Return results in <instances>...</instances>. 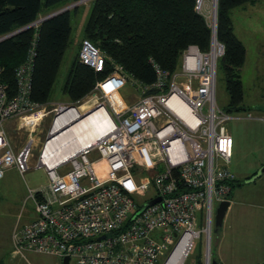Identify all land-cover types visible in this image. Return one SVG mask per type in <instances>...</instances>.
I'll return each instance as SVG.
<instances>
[{
    "label": "built area",
    "instance_id": "2783aa9c",
    "mask_svg": "<svg viewBox=\"0 0 264 264\" xmlns=\"http://www.w3.org/2000/svg\"><path fill=\"white\" fill-rule=\"evenodd\" d=\"M216 2L195 0V11L213 32L210 49L189 45L182 55L181 70L174 73L152 61L155 80L151 84L129 78L121 65L90 40L82 39L78 56L83 64L96 72L104 71L107 61L112 65L110 73L95 83L84 110L82 104L58 103L47 111L32 101L35 34L24 62L15 69L16 92L11 95L8 85L0 81V180L11 166L21 174L29 169L35 141L32 133L50 113L55 114L54 123L71 110L81 117L102 106L108 110L110 122L106 134L93 145L53 167L44 160V144L53 134L51 126L37 161L49 181L29 190L27 199L33 201L36 217L12 232L13 256L30 251L67 256L76 264H157L175 241L162 264H183L195 239L204 233L205 264H210L208 230L216 206L228 200L236 181L230 169L234 139L226 124L242 117L216 105L217 62L225 52L215 38ZM39 19L31 27L37 28L42 22ZM129 83L142 94L134 104L120 99L116 107L111 96L119 97ZM11 119H21L29 127L30 140L19 152L13 150L5 130ZM260 119L264 121V117ZM93 151L107 163L108 175L103 180L97 178L94 162L88 157ZM66 166L70 169L61 173ZM147 172H152L148 178ZM150 189L154 194L142 206L136 205L133 196ZM197 218L202 221L200 229L195 228ZM157 229L161 232L156 233ZM175 255L178 259H173Z\"/></svg>",
    "mask_w": 264,
    "mask_h": 264
},
{
    "label": "trees",
    "instance_id": "16d2710c",
    "mask_svg": "<svg viewBox=\"0 0 264 264\" xmlns=\"http://www.w3.org/2000/svg\"><path fill=\"white\" fill-rule=\"evenodd\" d=\"M78 1L0 0V81L8 85L11 95L16 92L15 69L24 62L38 34L31 99L41 105L51 102L70 43L71 15L77 13L81 4L42 21L37 28L31 25L40 17ZM257 1L261 0H218L217 3L216 37L225 48L218 69L229 95L225 111L233 115L248 111V108L244 104L241 79L246 49L234 31L231 12ZM91 2L82 39L90 40L121 65L129 78L151 84L155 80L152 61L174 73L189 45L209 50L211 30L205 18L195 11V0ZM111 70L112 65L107 61L104 71L96 72L80 61L77 51L62 87L65 101L81 105L95 83ZM259 264H264V260Z\"/></svg>",
    "mask_w": 264,
    "mask_h": 264
},
{
    "label": "rangeland",
    "instance_id": "374dc122",
    "mask_svg": "<svg viewBox=\"0 0 264 264\" xmlns=\"http://www.w3.org/2000/svg\"><path fill=\"white\" fill-rule=\"evenodd\" d=\"M217 3L218 0L216 5H218ZM91 5V0H88L85 4H81L79 6L76 14L72 13L71 15L70 43L51 96V101L55 105L58 103L71 104L70 102L65 101V97L62 94V87L73 63L75 54L79 49V44L82 40L83 26L90 13ZM234 17V27L236 28L237 36L246 49L245 63L241 70V79L243 82L245 96L244 104L248 108V111L240 113L239 115L242 116L241 118L230 120L226 125L235 142L234 155L231 159V167L235 172H241L238 176V187L245 184L244 186H249V194H254L259 191L264 192V173L254 181H250L249 179L250 177H253V175L264 165V121L260 119V117H264V112L254 109L255 106L264 105V0L247 4L242 8L240 7V9L235 12ZM215 23L217 33L216 20ZM212 40L214 41L213 32L211 31L210 47L212 46ZM178 70H181V62L179 63ZM120 94L126 100H133L139 94H142V91L132 90L130 87L126 86L121 89ZM215 96L217 107L220 110L225 111L229 95L227 93L223 74L220 69L217 70ZM86 99L87 97L84 98L82 105L85 104ZM111 101L114 105H118V100L114 95L111 96ZM92 102L93 100L88 102L87 105L92 104ZM99 102L103 103L101 100H99ZM46 110L50 111L49 109ZM248 113H251L253 117H245ZM50 114L51 115H49L43 123H40V125L36 127L34 133H32L35 141L31 147L32 155L29 161V169L24 174H21L15 166H11L6 169L4 172L5 175L0 180V264L62 263V258L55 255L30 251H24V256L12 255V232L17 227H24L36 217L34 212V203L32 200L27 199L29 190L42 188L46 186L49 181L44 168L37 167V161L41 147L48 136L55 117V114ZM19 121L22 122V120ZM18 125L19 123L17 125H15V123L8 124V135L10 137V141L12 145H16V147H20L22 145L26 146L30 140L29 131L26 127H20L18 129ZM88 157L92 162H94L93 168L97 178L99 180L105 179L108 175V166L106 161L100 158V154L97 151L91 152ZM69 169L70 166H66L59 171L62 173L68 171ZM151 173L147 172L145 174L146 178L150 177ZM83 184L87 185L88 182L84 180ZM152 194H154V191L150 189L145 194L134 195L133 198L136 205L142 206L146 199ZM227 217L228 215L226 218ZM197 219L198 223L195 228L200 229L201 226L199 218ZM225 222L227 221L225 220ZM212 225L208 251L210 258L212 245L211 237L214 244L216 239L220 238L227 230L226 223L224 225L222 224L220 227L214 226V223ZM155 232L160 233L161 229H157ZM174 244L175 241L169 245L168 250L164 251L163 254L159 256L157 264H162L165 261ZM253 245L254 243L252 244V241L249 240V243L246 244V249L244 248V251H247L248 256L244 259H239L238 261H241L240 264L258 263L257 255L259 254L261 243L254 247ZM212 252H214L213 247ZM202 254H205L206 258L207 252L204 233H202L201 237L195 239L194 245L184 264H196L197 259ZM238 261L235 264H237ZM69 264H76V262L74 259H71Z\"/></svg>",
    "mask_w": 264,
    "mask_h": 264
},
{
    "label": "crops",
    "instance_id": "0c3cea01",
    "mask_svg": "<svg viewBox=\"0 0 264 264\" xmlns=\"http://www.w3.org/2000/svg\"><path fill=\"white\" fill-rule=\"evenodd\" d=\"M245 6H240V7L242 8ZM240 7L233 9L231 12V17L233 19L234 26H235L234 14L238 9H240ZM234 31L237 35V31L235 27H234ZM128 87H130L132 90H136L131 85H128ZM114 96L118 100V105H115V106L119 107L120 99L123 101V103L131 105V104H134L138 100L140 95H138L133 100L124 99L121 96L120 92H119L120 98L117 97L118 96L117 94H115ZM56 105L51 101L48 105H43V106L46 109L50 110L51 107H55ZM80 109L81 110L86 109L85 104L81 105ZM75 114L76 112L74 110H71L68 112L67 115H65L67 117L62 116L59 118V120L62 123L64 120L74 116ZM48 116H46L45 119H43L40 123H43ZM91 118H92L91 120L95 122L96 117H91ZM19 120L21 119H11L5 123V130L7 132V135L9 131V128H8L9 123L10 124L15 123V125L19 123L18 129L20 127L21 128L26 127L23 125V122ZM81 120L76 122L77 124L74 126V128L69 131L70 134L72 135L74 134L73 130L78 131V126L80 125ZM26 128L29 131V127H26ZM78 135L82 138L83 132L78 131ZM64 136H66V134ZM234 145H235V142H234ZM23 146L24 145L20 147H16V145L15 146L12 145V148L15 152H19L23 148ZM233 155H234V150H233ZM44 157H45L44 158L45 162L48 163L49 166L57 164L61 160L63 161L67 159V157L61 156L60 148L56 145L55 139L53 137L49 139L46 145H44ZM230 169L233 170V168L231 167V163H230ZM234 173L236 175V181L231 190V194L228 197V200L230 201V205L226 212L224 223H223V225L226 223L227 230L222 234L220 238L216 239L214 244L212 242V237H211L212 245H211V251H210L211 253L210 261L212 262L213 260H215L218 264H235L239 259L241 258L244 259L245 257L248 256L247 251H244V248L246 249V244H248L249 240H251L252 244L254 243L253 247L261 243L260 251H259V254L257 255L258 263H255V264H259L263 262L264 260V192L259 191L254 194L253 193L249 194L250 192L248 188L249 186H244L245 185L244 184L238 187L239 186L238 176L241 172L237 173L234 171ZM227 215L228 217L226 218ZM198 217H200L201 219L202 214H199ZM200 219H199L200 226H202V221ZM225 220L227 222H225ZM212 247H213L214 252H212ZM240 263L241 261H238L237 264H240ZM196 264H205V254L200 255V257L197 259Z\"/></svg>",
    "mask_w": 264,
    "mask_h": 264
},
{
    "label": "bare ground",
    "instance_id": "6f19581e",
    "mask_svg": "<svg viewBox=\"0 0 264 264\" xmlns=\"http://www.w3.org/2000/svg\"><path fill=\"white\" fill-rule=\"evenodd\" d=\"M74 111L76 112V114L70 118H67L62 123L60 122L59 118L67 115L68 112H66L55 120L52 125L53 134L50 137H53L55 139L56 145L60 148L61 156L67 157V159L74 155L76 152L80 151L81 149L93 145L99 138L104 136L106 134V131L108 130L110 122L109 112L105 107L102 106L95 108L93 111L83 117H79V113L76 110ZM91 117H96L95 122L91 120ZM79 120H81V123L78 126V131L83 132L82 138L78 135L77 130H73V135L69 133V131L74 128V126L77 124L76 122H78ZM68 125H71L70 128L62 133L63 127L65 128ZM65 134L66 136H64ZM46 143L44 145H46ZM60 162H62V160ZM55 165L56 164L52 165L51 167ZM208 231V236L210 239L211 229H209ZM173 259H178V255H175Z\"/></svg>",
    "mask_w": 264,
    "mask_h": 264
},
{
    "label": "water",
    "instance_id": "95a60500",
    "mask_svg": "<svg viewBox=\"0 0 264 264\" xmlns=\"http://www.w3.org/2000/svg\"><path fill=\"white\" fill-rule=\"evenodd\" d=\"M77 3L74 2V3H71V4L67 5V6H64V7L60 8V9H58L56 11H53V12L43 16L39 20L44 21V20H46V19H48V18H50V17H52V16H54V15L60 13V12L68 11L70 8L79 5ZM254 109L264 112V105L255 106ZM81 117H83V116H81ZM70 126L71 125H68L65 128L63 127L62 133L65 132L66 130H68L70 128ZM263 173H264V165L258 170L257 173H255L253 175V177L250 178V181H254L256 178L260 177ZM153 202H156V200H154ZM153 202L145 204L143 206V208H145L148 205L153 204ZM229 205H230V201L229 200H225V201H222L220 204H218L216 206L215 214H214V226H216V227L222 226ZM69 263H70L69 257L66 256V257L62 258V263L61 264H69ZM210 264H218V263L215 260H213L212 262H210Z\"/></svg>",
    "mask_w": 264,
    "mask_h": 264
}]
</instances>
